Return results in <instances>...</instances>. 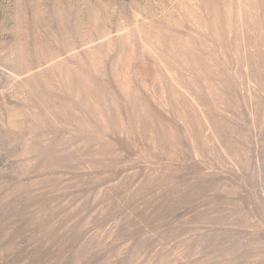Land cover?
<instances>
[{
  "label": "rangeland",
  "instance_id": "rangeland-1",
  "mask_svg": "<svg viewBox=\"0 0 264 264\" xmlns=\"http://www.w3.org/2000/svg\"><path fill=\"white\" fill-rule=\"evenodd\" d=\"M0 264H264V0H0Z\"/></svg>",
  "mask_w": 264,
  "mask_h": 264
}]
</instances>
